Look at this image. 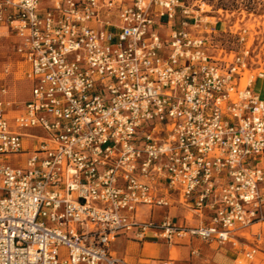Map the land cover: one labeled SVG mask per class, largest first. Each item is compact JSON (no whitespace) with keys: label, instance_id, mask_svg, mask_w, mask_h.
<instances>
[{"label":"built area","instance_id":"1","mask_svg":"<svg viewBox=\"0 0 264 264\" xmlns=\"http://www.w3.org/2000/svg\"><path fill=\"white\" fill-rule=\"evenodd\" d=\"M202 7L0 0L30 84L13 117L0 98V264H122L120 236L264 264V74L245 76L249 48L219 45Z\"/></svg>","mask_w":264,"mask_h":264},{"label":"rangeland","instance_id":"2","mask_svg":"<svg viewBox=\"0 0 264 264\" xmlns=\"http://www.w3.org/2000/svg\"><path fill=\"white\" fill-rule=\"evenodd\" d=\"M188 3L194 11L198 10L197 6H203L202 12L195 15L202 20L208 17L206 20L216 29L215 40L226 51L249 48L251 71L245 72V76L251 74L256 78L258 73L264 74V0H188ZM229 31L240 34L243 41L238 42L236 38L230 37ZM25 71V65L13 54V43L0 41V88H6L5 95H0V98L10 104L9 117L15 116L29 98L30 84ZM256 81L254 91L261 96L264 92V78ZM24 145L33 147L34 142L27 140ZM224 247L236 252L229 245Z\"/></svg>","mask_w":264,"mask_h":264},{"label":"crops","instance_id":"3","mask_svg":"<svg viewBox=\"0 0 264 264\" xmlns=\"http://www.w3.org/2000/svg\"><path fill=\"white\" fill-rule=\"evenodd\" d=\"M141 211L144 214L141 219L146 220L147 210L143 208ZM163 213L164 210H155L153 219L159 221ZM188 213L180 208L171 209L175 222H179L182 216L190 219ZM218 246L216 243L207 244L198 239L169 244L153 240L149 236L143 241L132 236H120L110 244L109 252L122 264H235L238 253Z\"/></svg>","mask_w":264,"mask_h":264}]
</instances>
